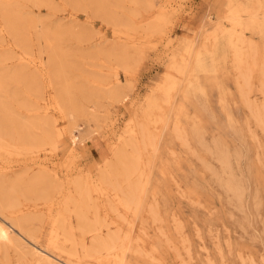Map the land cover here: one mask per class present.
Segmentation results:
<instances>
[{"label":"rangeland","instance_id":"rangeland-1","mask_svg":"<svg viewBox=\"0 0 264 264\" xmlns=\"http://www.w3.org/2000/svg\"><path fill=\"white\" fill-rule=\"evenodd\" d=\"M134 1L0 0V264H264V0Z\"/></svg>","mask_w":264,"mask_h":264},{"label":"bare ground","instance_id":"bare-ground-1","mask_svg":"<svg viewBox=\"0 0 264 264\" xmlns=\"http://www.w3.org/2000/svg\"><path fill=\"white\" fill-rule=\"evenodd\" d=\"M134 1V0H133ZM135 2V1H134ZM2 12V11H1ZM127 12V11H126ZM132 13V12H131ZM134 13V12H133ZM138 12H136V13H134L135 15L137 14ZM17 14L18 13H15V20H16V18H17ZM20 14V13H19ZM133 15V14H132ZM19 16V15H18ZM126 18V17H125ZM5 19V18H4ZM27 20V21H31V17L30 16H19V18H18V20ZM14 14L7 8V26H9V29L11 30V32L14 34V35H16V36H20L21 35V30L19 31L18 30V28H16L15 27V25H14ZM111 20V19H110ZM114 20V19H113ZM123 20V19H122ZM112 21V20H111ZM125 22V21H124ZM152 23V22H151ZM115 24V23H114ZM22 34H23V32H22ZM23 37V36H22ZM19 39H21V38H19ZM22 41V40H21ZM55 61V60H54ZM14 74L15 73H13L12 75L14 76ZM16 76V75H15ZM17 76H18V74H17ZM68 92V91H67ZM63 97V96H62ZM73 102V101H72ZM75 102V101H74ZM78 103V102H77ZM6 103H4V105H1V107H3L4 108V106H7V105H5ZM65 104V103H64ZM72 104H74V103H72ZM72 107H74V106H72ZM2 108V110H4ZM6 109V108H5ZM77 109V108H76ZM78 110V109H77ZM80 110V109H79ZM76 111V110H75ZM5 112H7V109H6V111ZM3 113H4V111H3ZM5 114V113H4ZM3 117H5V115L3 116ZM6 118H7V115H6ZM1 119H2V117H1ZM5 120H7V119H5ZM3 121H1L0 123H2ZM5 123H6V121H5ZM4 124V123H3ZM3 124H0V131H2V130H4V127H5V124H4V127L2 128V125ZM48 126L50 125V124H47ZM45 128V127H44ZM51 128V127H50ZM2 129V130H1ZM5 132H0V136H2V135H4L5 137H10V136H8L9 134H7V129H6V127H5ZM45 130H47V131H51V129L50 130H48V129H45ZM44 133V132H43ZM45 133H47V134H45V136H49L50 134H48V133H50V132H45ZM52 136V135H51ZM31 137H30V134H29V132L28 131H24V129H23V131L21 132V133H19V136H18V139L17 140H22V141H25V139H26V142L28 143V139H30ZM33 138V137H32ZM37 138V137H36ZM42 138L43 137H39V140L40 141H42ZM47 138V137H46ZM49 139H50V137H48ZM1 139V138H0ZM44 139V138H43ZM37 140V139H36ZM48 140V139H47ZM31 142V141H30ZM38 142V141H37ZM40 143V142H39ZM25 144V143H24ZM31 144V143H30ZM29 144V145H30ZM1 146V145H0ZM122 161V160H121ZM125 165V164H124ZM32 180H33V178H32ZM4 186V185H3ZM128 190L126 191V194L127 195H125V196H127V203L128 202H130L131 200L133 201V198H134V189H133V187H132V185L131 184H129L128 185ZM6 189V188H5ZM3 190H4V187H3ZM137 191V190H136ZM7 193V190L6 191H4L3 192V197H4V195ZM43 194V193H42ZM125 194V193H124ZM4 201V200H3ZM3 201L0 199V211H2V209H3V207H4V203H3ZM6 201V200H5ZM11 202H12V200H11ZM10 202V204L9 205H11V204H13V202L11 203ZM8 205V204H7ZM129 205V204H128ZM12 206V205H11ZM13 206H14V204H13ZM12 206V207H13ZM5 208V207H4ZM6 209V208H5ZM1 213V212H0ZM9 218V217H8ZM14 218V217H13ZM10 219H12V218H10ZM14 220V219H13ZM14 223L17 225V226H19L21 229H23V226H21V221H20V219H17V220H14ZM8 225V224H7ZM7 225L5 224V223H2V222H0V242H2V241H5V240H7V239H9V234H10V232H9V230H8V227H7ZM33 234V233H32ZM99 242V241H98ZM97 242V243H98Z\"/></svg>","mask_w":264,"mask_h":264}]
</instances>
